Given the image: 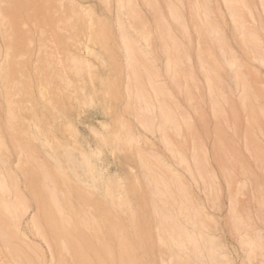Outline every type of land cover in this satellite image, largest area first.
<instances>
[{
  "label": "rangeland",
  "instance_id": "obj_1",
  "mask_svg": "<svg viewBox=\"0 0 264 264\" xmlns=\"http://www.w3.org/2000/svg\"><path fill=\"white\" fill-rule=\"evenodd\" d=\"M260 59L264 0H0V264H264Z\"/></svg>",
  "mask_w": 264,
  "mask_h": 264
},
{
  "label": "bare ground",
  "instance_id": "obj_2",
  "mask_svg": "<svg viewBox=\"0 0 264 264\" xmlns=\"http://www.w3.org/2000/svg\"><path fill=\"white\" fill-rule=\"evenodd\" d=\"M123 38H124V37H123ZM124 39H125V38H124ZM123 41L125 42V40H123ZM126 44H127V43H126ZM126 44H125V45H126ZM130 44H131V43H130ZM174 45H175V44H174ZM128 47H130V46L128 45ZM125 48H127V47H125ZM131 48H133V47H131ZM130 50H131V49H130ZM132 50H133V49H132ZM131 58H132V57H131ZM260 60H261V59H260ZM5 61H6V60H5ZM5 61H3V62H5ZM261 63L264 64V60H263V59L261 60ZM4 65H5V63H4ZM229 65H232V63L229 64ZM4 67H5V66H4ZM154 90H155V89H154ZM142 94H143V93H142ZM137 95H138V94H137ZM155 96H156V95H155ZM141 98H143V97H141ZM143 102H145V101H143ZM145 103H146V102H145ZM148 104H149V103H148ZM145 106H147V104H145ZM148 108H149V107L147 106V107H146V110H148ZM1 135H2V134H1ZM4 161H5V160H4ZM0 163H1V161H0ZM4 163H5V162H4ZM6 164H7V163H6ZM6 164H3V165L5 166ZM0 165L2 166V163H1ZM5 167H6V166H5ZM3 169H5V168H3ZM7 169H8V168H7ZM43 169H44V168H43ZM4 171H5V173L8 172V171H6V170H4ZM91 173H92V172H91ZM48 175H49V174H48ZM61 175H62V174H61ZM7 176H10V175H7ZM42 176H43V175H42ZM12 177H13V176H11L10 179H11ZM45 177H48V176H45ZM61 179H62V178H61ZM50 181H51V180H50ZM62 181L64 182L65 179H64V180L62 179ZM53 182H54V181H53ZM45 184H46V183H45ZM64 184H65V183H64ZM13 186H14V183H13V185H12V183L10 182V180H8V178H6V175L3 174V171L0 169V205L2 206L3 210L5 211V213L10 217V220H11V221L8 220V222H9V223L11 222L12 225L15 227V230L13 229V230L15 231V233H17L18 231H19L18 233H20V230H19V223H20V221H22V218H24L23 216L27 213V211L29 212V210H28L29 205H27V204L25 203V202H27V200H26L25 198L22 197L23 195H22L21 192L18 190V188H16V186H15V188H14ZM68 186H69V185H68ZM48 187H50V186H48ZM50 188H51V187H50ZM48 189H49V188H48ZM52 189H54V188H52ZM46 190H47V189H46ZM50 190H51V189H49L48 191H50ZM54 190H55V189H54ZM54 190H51V191L49 192V195H48V196H49V202H51V203H52V206L56 209V215H59L60 220H62L63 223H64V222H68V221H65V218H67V217H66V213H67L66 210H67V209H66L64 206H61V205H60V202H59V201H60L61 197H60V199L58 200L59 197H58L57 193H56ZM55 193H56V194H55ZM62 193H63V192H62ZM63 194H64V193H63ZM66 194H67V193H66ZM68 194H69V193H68ZM21 195H22V196H21ZM21 197H22L24 200L21 199ZM57 197H58V198H57ZM36 198H37V197H36ZM38 198H39V197H38ZM63 198H64V197H63ZM66 198H67V197H66ZM68 199H69V198H68ZM38 200H41V199L39 198ZM64 201H65V200H64ZM67 201H68V200H67ZM51 203H49V204H51ZM70 203H72V202H70ZM70 203H69V204H70ZM38 204H39V202H38ZM44 204H48V201H47V203H43V205H44ZM64 204H65V203H64ZM64 204H62V205H64ZM67 204H68V203H67ZM37 206L39 207L40 204L37 205ZM41 206H42V205H41ZM41 206H40V207H41ZM65 206H67V205H65ZM40 207H39V208H40ZM45 207H47V205H45ZM50 207H51V206H49V208H50ZM70 207H71V206H70ZM70 207H69V208H70ZM31 208H32V207H31ZM47 208H48V207H47ZM47 208H44V206H43V208H42V209L40 208V209H41V210L46 209V211H44V212H46V213H47L48 210H49V211L52 210V209H51L52 207L50 208L51 210H50L49 208H48V209H47ZM67 208H68V206H67ZM71 208H72V207H71ZM68 210H69V209H68ZM38 211H39V209H38ZM38 211H37V212H38ZM49 211H48V212H49ZM53 211H55V210H52L51 212H53ZM72 211H73V210H72ZM37 212H36V213H37ZM39 212H40V211H39ZM41 212H42V211H41ZM76 212H77V211H75V213H76ZM34 213H35V212H34ZM34 213H33V214H34ZM69 213H70V212H69ZM75 213H74V214H75ZM2 214H3V213H2ZM33 214H32V215H33ZM43 214H44V213H43ZM49 214H50V213H49ZM72 214H73V212H72ZM76 214H78V213H76ZM26 215H27V214H26ZM51 215H52V214H51ZM51 215H49V217H50ZM70 215H71V214H70ZM41 216H42V215H41ZM44 216H45V214H44ZM46 216H47V215H46ZM54 216H55V215H54ZM77 216H78V215H77ZM34 217H35V216H34ZM36 217H37V216H36ZM38 217H39V216H38ZM52 217H53V216H52ZM52 217H50V218H52ZM56 217H57V216H56ZM59 217H58V218H59ZM68 217H69V216H68ZM39 218H40V217H39ZM39 218H38V219H39ZM43 218H44V217H43ZM46 218H47V217H46ZM72 218H73V217H72ZM79 218H80V217H79ZM79 218H77V219H75V220L78 221ZM1 219H2V218H1ZM68 219H69V218H68ZM39 220H40V219H39ZM46 220H47V221H48V220L51 221V219H46ZM60 220H56V223H59V222H57V221H60ZM70 220H71V218H70ZM36 221H37V220H35V218H33V216H32V218H31V220H30L29 223L32 222L31 224L34 226L33 229H34L36 235L40 236L39 228H38L40 225H39V226L36 225ZM40 221H41V220H40ZM44 221H45V220H44ZM44 221H43V222H44ZM111 221H112V220H111ZM51 222H53V221H51ZM70 222H71V221H70ZM78 222H79V221H78ZM4 223H5V222H4ZM37 223H38V222H37ZM44 223H45V222H44ZM61 223H62V222H61ZM61 223H60V225L63 226ZM5 224H6V223H5ZM26 224H27V223H26ZM47 224H49V223L47 222ZM53 224H54V223H53ZM66 224H67V223H66ZM66 224H65V226H66ZM68 224H69V223H68ZM68 224H67V225H68ZM76 224H77V223H76ZM2 225H3V222L0 221V226L3 228L4 225H3V226H2ZM6 225H7V224H6ZM50 225H52V223H50ZM72 225H73V223H72ZM77 225H78V224H77ZM77 225H76V226H77ZM111 225H112V224H111ZM111 225H110V226H111ZM9 226H10V225H9ZM36 226H37V227H36ZM41 226H43V225H41ZM45 226H46V225H45ZM65 226L60 227V226H58V225L55 226V224L52 225V227L50 226L51 228H54V231H53V229H52V230L49 229L50 227H49V228H48L47 226H46V227L49 229V234H51L50 231H53L55 234L58 233V232L60 231V236H61L62 233L65 234V233H64L65 228H66ZM78 226H79V225H78ZM78 226H77V227H78ZM80 226L83 227L84 225H83V224H82V225L80 224ZM113 226H114V225H113ZM10 227L12 228V226H10ZM43 227H44V226H43ZM46 227H45V228H46ZM84 227H85V226H84ZM84 227H83V228H84ZM98 227H99V226H98ZM115 227H116V226H115ZM2 228H0V230H2ZM8 228H9V227H8ZM40 228L42 229V227H40ZM69 228L71 229V227H69ZM72 228H73V227H72ZM75 228H76V227H75ZM6 229H7V228H6ZM6 229H5V227L3 228V230H6ZM41 229H40V230H41ZM66 229H67V228H66ZM78 229H79V228H78ZM88 229H89V228H88ZM112 229H113V228H112ZM112 229H111V230H112ZM3 230H2V234L6 233V232L3 231ZM16 230H18V231H16ZM44 230H45V229H44ZM73 230H74V228H73ZM85 230H87V229L85 228ZM113 230H114V229H113ZM7 231H9V230L7 229ZM21 231H22V230H21ZM41 231H42V230H41ZM46 231H47V230H46ZM66 231H67V230H66ZM68 231H69V229H68ZM71 231H72V230H71ZM75 231H76V229H75ZM3 232H4V233H3ZM11 232H12V230H11ZM53 232H52V233H53ZM90 232H91V231H90ZM100 232H101V231H100ZM184 232H185V231H184ZM42 233H45V232L43 231V232H41V234H42ZM47 233H48V231H47ZM66 233H67V232H66ZM69 233H70V232H69ZM79 233H80V232H79ZM82 233L84 234L85 232H82ZM86 233H87V232H86ZM112 233H113V232H112ZM115 233H116V232H115ZM8 234H9V233H8ZM8 234H7V235H8ZM45 234H46V233H45ZM74 234H75V233H74ZM95 234H96V233H95ZM177 234H179V233H177ZM0 235H1V233H0ZM4 235H5V234H4ZM7 235H6V236H7ZM13 235H14V234H13ZM43 235H44V234L41 235L42 240H43L44 237L46 238V236H45V235L43 236ZM57 235H59V233H58ZM71 235H72V234L70 233V236H71ZM75 235H76V234H75ZM85 235H86V234H85ZM119 235H121V234H119ZM180 235H181V233H180ZM182 235H183V233H182ZM182 235H181V236H182ZM9 236H12V235H9ZM20 236H21V234H20ZM53 236H56V235H53ZM67 236H68V235H67ZM77 236H78V235H77ZM87 236H88V234H87ZM96 236H98V234H97ZM181 236H179V235H177L176 237H172V236H170V237H171V238H170V241L173 242V243H175L176 245H178V247H181V249H182V248H183V249L185 248L184 246L186 245V242H187V243L190 242L191 244L193 243L192 246H194V244H195V246H196V244H197V239L195 240L193 236H190V235L187 234V233H185V235H183L182 237H181ZM13 237H14V236H13ZM13 237H12V238H13ZM56 237L58 238L59 236H56ZM56 237H55V238H56ZM63 237H64V236H63ZM92 237H93V235H92ZM99 237H100V234H99ZM122 237H123V235H122ZM5 238H6V237H5ZM5 238H4V239L2 238V239H3V240H6ZM10 238H11V237H10ZM49 238H50V235H49ZM49 238H48V239H49ZM57 238H56V239H57ZM65 238H66V237H65ZM68 238H69V237H68ZM68 238H66V239H68ZM70 238H71L70 240H73L72 237H70ZM73 238H74V237H73ZM87 238H88V237H87ZM87 238H86V239H87ZM124 238H125V237H124ZM7 239H8V238H7ZM50 239L53 240V238H50ZM58 239H59V238H58ZM93 239H94V237L92 238V241H93ZM95 239H97V238H95ZM95 239H94V240H95ZM122 239H123V238H122ZM125 239H126V238H125ZM199 239H200V241H202V240H201L202 238L199 237ZM252 239H253V238H252ZM252 239L248 238V239L244 240V243L248 246L249 249H254V248H255V244L257 243V241H256V243H255L254 240H252ZM60 240H61V239H60ZM63 240L65 241L64 238H63ZM63 240H61V242H60L61 244H60V245L62 246L63 251H64V250H65V251L67 250L66 253H69V252H68V249H69V248H67V245H66V244H68L69 242H68V243H65L66 241L64 242ZM76 240H77V239H76ZM76 240H74V241H76ZM102 240H103V239H102ZM102 240H101V244H102ZM128 240H129L128 243H130V239H129V238H128ZM7 241H8V240H7ZM11 241H13V240L11 239ZM46 241L49 242V240H46V239H45V242H46ZM58 241H59V240H58ZM77 241H78V240H77ZM82 241H83V240H82ZM82 241H81V242H82ZM97 241H98V239L96 240V243H97ZM99 241H100V240H99ZM117 241H118V240H117ZM123 241H124V240H123ZM126 241H127V239H126ZM9 242H10V241H9ZM53 242H54V241H53ZM72 242H73V241H72ZM85 242H86V240H85ZM87 242H88V240H87ZM90 242H91V240H90ZM103 242H104V241H103ZM119 242H120V241H119ZM119 242H118V243H119ZM121 242H122V241H121ZM121 242H120V243H121ZM160 242H161V240H160ZM46 243H47V242H46ZM55 243H56V241L54 242V244H55ZM57 243H58V242H57ZM74 243H76V242H74ZM74 243H70V244H73V245H74ZM78 243H79V242H78ZM83 243H84V241H83ZM126 243H127V242H126ZM161 243H162V242H161ZM49 244H50V242H49ZM80 244H81V243H80ZM84 244H85V243H84ZM88 244H91V243H88ZM88 244L86 243L87 246H88ZM101 244H100V245H101ZM106 244H107V243H106ZM14 245H15V244H14ZM57 245H59V244H57ZM78 245H79V244H78ZM91 245H92V244H91ZM91 245H90V247H92ZM97 245H98V244H97ZM102 245H104V244H102ZM123 245H124V244H123ZM127 245H128V244H127ZM127 245H126V246H127ZM129 245H130V244H129ZM10 246H11V245H10ZM54 246H55V245H54ZM93 246H94V245H93ZM104 246H107V245H104ZM187 246H188V245H187ZM187 246H186V247H187ZM203 246H204V245H203ZM48 247H49V249L51 248L50 245H48ZM69 247H70V245H69ZM71 247H72V246H71ZM71 247H70V248H71ZM75 247H76V245H75ZM79 247H81V245H80ZM90 247H89V248H90ZM98 247L101 248V246H98ZM102 247H103V246H102ZM107 247H110V246H107ZM118 247H119V246H118ZM124 247H125V246H124ZM198 247H199V246L197 245V248H194V249H195V250H199L200 248L198 249ZM256 247H257V246H256ZM14 248H15V247H13V249H14ZM17 248H19V247H17ZM57 248H58V247H57ZM119 248H120V247H119ZM170 248H171V247H170ZM172 248H173V247H172ZM73 249H74V246H73ZM76 249H77V248H76ZM87 249H88V247H87ZM102 249H103L102 251H104V248H102ZM105 249H106V247H105ZM109 249H112V248H109ZM109 249H107V250H109ZM128 249H129V248H128ZM178 249H179V248H178ZM206 249H207V248H206ZM208 249H209V251H207ZM208 249L206 250V252L209 253L210 256H211L212 258L215 259V257L218 256V255H217V254H218L217 249H215L214 247H210V248H208ZM27 250H28V249H27ZM50 250H51V249H50ZM56 250H57V249H56ZM59 250H60V249H59ZM84 250H85V249H84ZM121 250H123V248H122ZM174 250H175V249H174ZM186 250H187V249H186ZM18 251H20V250H18ZM18 251H16V252H18ZM60 251H61V250H60ZM65 251H64V252H65ZM71 251H72V250H71ZM74 251H75V250H74ZM76 251H77V250H76ZM81 251H82V250H81ZM87 251H90V252H91L92 250H87ZM96 251H97V250H96ZM119 251H120V250H119ZM192 251H193V250H192ZM199 251H201V250H199ZM252 251H253V250H252ZM12 252H13V250H12ZM55 252H56V251H55ZM85 252H86V251H84V254H85ZM105 252H108V251H105ZM124 252H125V251H124ZM126 252H127V251H126ZM126 252H125V253H126ZM187 252H188V251H187ZM193 252L196 253L195 251H193ZM202 252H203V251H201V253H202ZM10 253H11V252H10ZM18 253H20V252H18ZM26 253H27V252H26ZM62 253H63V252H62ZM81 253L83 254V252H81ZM109 253L112 254V251L110 250ZM201 253H200V256L203 255V254H201ZM60 254H61V253H60ZM75 254H76V253H74V256H75ZM79 254H80V252H79ZM92 254H93V253H92ZM94 254H96V253H94ZM94 254H93V255H94ZM129 254H130V253H129ZM197 254H198V251H197ZM27 255H28V254H27ZM77 255H78V254H77ZM80 255H81V254H80ZM80 255H79V256H80ZM85 255H87V254H85ZM85 255H84V256H85ZM96 255H97V254H96ZM103 255H104V254H103ZM125 255H126V254H125ZM130 255H131V254H130ZM130 255H128V253H127V256H130ZM194 255H195V254H194ZM12 256H13V255H12ZM21 256H23V255H21ZM28 256H29V255H28ZM79 256H78V257H79ZM100 256H101V255H100ZM110 256H111V255H110ZM122 256H123V255H122ZM131 256H132V255H131ZM195 256H196V255H195ZM198 256H199V255H198ZM207 256H208V255H207ZM210 256H209V257H210ZM14 257H15V256H14ZM18 257H20L19 254H18ZM24 257H25V256H24ZM70 257H71V256H70ZM98 257H99V255H97V258H96L97 260L95 261V263L98 261L97 264L99 263V260L101 259V257H100V258H98ZM107 257H108V256H107ZM113 257H114V256H112L111 258H113ZM119 257H120V255L118 256V258H119ZM123 257H124V256H123ZM123 257H121V258H123ZM125 257H126V256H125ZM134 257H135V255L133 256V259H134ZM211 257H210V258H211ZM80 258H81V257H80ZM109 258H110V257H109ZM118 258H117V260H119ZM121 258H120V259H121ZM128 258H129V257H128ZM128 258H127V260H128ZM196 258H198V257L196 256ZM202 258H203V257H202ZM21 259H22V258H21ZM26 259H27V258H26ZM60 259H61V258H60ZM60 259H59V261H61ZM77 259H78V258H77ZM84 259H85V258H84ZM89 259H92V258L90 257ZM93 259L95 260V258H93ZM93 259L91 260V262L94 263ZM102 259H103V258H102ZM136 259H137V258H136ZM208 259H209V258H208ZM214 259H213V260H214ZM63 260H64V259H63ZM75 260H76V257H75ZM80 260H82V262H83V259H80ZM85 260H86V259H85ZM85 260H84L83 263H86V262H87L86 264H88V261H89V260H88V257H87V260H88V261L85 262ZM107 260H109V259H107ZM114 260H115V259H114ZM127 260H126V261H127ZM129 260H130V259H129ZM179 260H180V259H179ZM213 260H212V261H213ZM22 261H23V260H22ZM22 261H21V262H22ZM77 261H78V260H77ZM100 261H101V260H100ZM112 261H113V259H112ZM122 261H124V258H123V260H121V262H122ZM131 261H133V260H131ZM134 261H135V260H134ZM138 261H140V260H138ZM189 261H190V260H189ZM65 262H66V261H65ZM65 262H64V264H65ZM78 262H79V261H78ZM102 262H103V263H99V264H105V263H106V262H104L103 260H102ZM121 262H120V263H121ZM135 262H136V261H135ZM135 262H134V264H135ZM183 262H184V264H185L186 260L183 261ZM183 262H181V264H183ZM89 263H90V261H89ZM93 263H92V264H93ZM95 263H94V264H95ZM110 263L114 264V263L111 262V261H110ZM128 263H129V261H128ZM216 263H217V262H216ZM216 263H215V264H216ZM29 264H30V262H29ZM61 264H63V263H61ZM123 264H125V263H123ZM131 264H133V263H131ZM140 264H141V263H140ZM179 264H180V263H179Z\"/></svg>",
  "mask_w": 264,
  "mask_h": 264
}]
</instances>
